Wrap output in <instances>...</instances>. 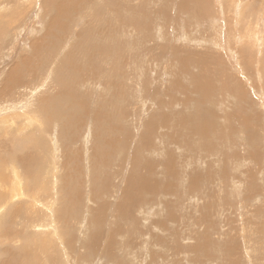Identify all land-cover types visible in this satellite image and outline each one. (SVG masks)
Masks as SVG:
<instances>
[{
	"label": "rangeland",
	"instance_id": "374dc122",
	"mask_svg": "<svg viewBox=\"0 0 264 264\" xmlns=\"http://www.w3.org/2000/svg\"><path fill=\"white\" fill-rule=\"evenodd\" d=\"M33 1L40 5L37 29L26 24L16 33L5 31L0 40V87L13 66L29 54L32 42L41 39V68L50 63L48 57L58 54L55 61L60 72L72 68V77L78 72L72 86L83 95L82 109L95 107L101 113L88 109L92 115L75 114L74 124L66 128L74 130L76 141L59 124L45 130L44 151L47 148L50 161L54 157L57 161L59 185L64 174L68 178L63 166L66 156L67 160L73 157L76 166L71 197H76L79 186L76 212L81 223H73L68 244L74 252L68 251L71 256L65 264H264V0H199L198 4L184 0H86L87 6L86 2L70 4L60 12L46 7L43 0ZM31 4L24 7L22 21L34 14L36 6ZM240 6L244 8L241 14ZM11 7L9 4L7 10ZM90 32L93 37L82 36ZM101 42L116 48L99 50L96 45ZM80 67L87 71L79 72ZM48 77L43 75L45 81L41 79L38 92L32 90L33 97L53 92L56 85ZM208 80L210 89L204 99L212 98L214 118L224 126L222 133L226 130L218 139L208 130L201 137L190 126L189 134L180 130L189 125L196 109L207 105L205 100L194 102L201 93L192 84L204 85ZM225 88L235 94L227 96L230 93ZM23 106L7 114L17 113L21 119ZM7 114L0 112V117ZM166 114L171 118H164L165 125L147 128L149 121ZM111 126L116 128L114 134ZM154 133H164L162 142ZM110 134L123 140L125 157L127 152L139 155L134 161L136 170L131 158L124 161L113 151L108 157L95 148L104 164L97 167L92 157L94 145L108 137L105 150L112 149L108 141L115 138ZM17 135L14 128L12 132L1 128L0 144L3 140L10 143ZM96 169L97 175H106L109 187L104 184L107 194L95 201L92 188L97 181L91 172ZM129 177L135 187L127 213L120 209L115 213V201L126 196ZM138 182L151 187L139 193ZM97 207L100 223L89 221ZM11 227L15 233L28 232L26 227L21 230L19 225L10 224L5 214L0 223V236L6 237L0 241V264H30V258L23 261L22 255L18 256L26 248L24 239L7 237ZM91 245L97 249H90ZM27 250L30 255L43 256L37 245ZM47 253L59 258L51 247ZM81 254H85L84 259H79ZM105 254L109 261L99 260L107 257ZM61 256L55 264L63 261Z\"/></svg>",
	"mask_w": 264,
	"mask_h": 264
},
{
	"label": "bare ground",
	"instance_id": "6f19581e",
	"mask_svg": "<svg viewBox=\"0 0 264 264\" xmlns=\"http://www.w3.org/2000/svg\"><path fill=\"white\" fill-rule=\"evenodd\" d=\"M184 1L185 2L193 1L196 4L199 3V0H184ZM184 1L181 2L182 6L184 4ZM10 2H12V3H10ZM23 2H25V0H0V40L6 34V33H4L5 31L9 30L10 32L16 33L18 31H20L22 26H23L22 28H24V26L26 24H29V26H28L29 28L33 27L34 31L37 29L35 23L37 22L36 16L38 15V12L40 10L39 9V6H40L39 2L36 4V2H34L33 0H26V2H28V4L32 3L30 6H36V8L34 9V14L31 17H29L30 15L28 16L29 19L28 18L26 19L24 17V20L22 21L21 18H22V14L24 12V7L28 5L25 3V6H24ZM43 2L46 5V7L57 9L59 12L61 10L64 11L65 8L70 4H76V5L80 4L81 5L82 3H85V2H86V6L89 4L86 0H43ZM233 2H235V1H233ZM8 3L12 4V7L10 8V10H7L9 7ZM13 6H14V8H13ZM104 7L106 8L105 5H104ZM243 9L244 8H242V6H240V10H239L240 14L243 12ZM88 14L90 15V12H88L87 15ZM251 15H254V14H251ZM7 16H10V17H7ZM4 18H6V19H4ZM30 18H32V19H30ZM20 20H21V22H19ZM50 24H52V23H50ZM26 33H27V30H26ZM9 34H11V36H12V33H9ZM82 36L88 38L91 36V32L90 33H83ZM91 37H93V36H91ZM11 43H12V40H11ZM91 44H93V43H91ZM4 45H7V44L5 43ZM0 47H1V45H0ZM96 48L99 50H108V49H115L116 47L111 45L108 42H101L98 45H96ZM39 49H43L42 40L41 39H35V41L32 42L31 51L29 52V54L25 55L21 59L20 62L16 63V65L13 66V68L11 69V72L9 73V75L6 76V78H4V81L0 87V112H2V114H5V113L7 114L8 113L7 111H10V110L13 112V110L17 106H20V109H21V105H23V104L25 105L23 107H25V109H26V110L25 109L22 110L23 113L21 114V116H22L21 119H17V116H16L17 113L15 115L10 116L11 112L9 114H7L9 116H3V118H1L2 116L0 117L1 118L0 119V123H1L0 124V130H1V128H7L8 127L11 132L13 131V128L15 131L19 132V135L13 137V139L11 140L10 143L6 140H3L0 144V223L2 221H4L5 214H8V221L10 222V224L19 225L21 230H24L25 227L27 228L28 232L23 231L22 233H15L12 230V227L9 228L10 231L7 232V235H8L7 237L12 238L14 236H18V237H21L24 239L26 248L22 252H18V256L22 255L21 257L24 259L23 261H26L30 258V260H29L30 264H40L41 260H43L42 261L43 264H55V262L57 260H61L60 255H62L61 257L63 258V261H61L60 264H65V262H66L65 259L67 257L71 256V254H70L71 252H68V251L70 250V251L74 252L73 250H71L72 248H71V246H69L70 244H68L70 242L71 238L73 237V233L71 232V229L74 227L73 223L74 222L79 223L81 221V216L79 215V217H80L79 218L77 216V212H76L77 211L76 199H77V196L79 193V186H78V188L76 186V188H77L76 197L75 198L71 197V195H72V191H71L72 183L75 181L73 172L75 171L76 166H74L73 157H70L67 160L65 154H64L65 160L63 161V166L64 165L66 166L65 172L68 175V178L64 174V176H62L63 177L62 183H60V185H59L58 182L60 181V178H58V176L56 175V173H57L56 171L58 170V169L56 170L57 161H56L55 157H54V159H52L50 161L47 148L44 151V147L46 146V142L44 139V136L46 134L45 130L47 128L49 129V127L52 124H59V125H61L60 127L65 129V131L66 130L70 131L71 132L70 134H71L72 138L74 139L76 133L74 132L73 129H68L66 127L74 124L75 114L76 113H79V114L86 113L88 115L89 114L92 115V113H90V111L88 109L96 110L99 113H100V111L97 110L95 107H86L87 109H82L81 103L84 100V98L82 97L83 95L79 91H74L73 86H72V82L76 81L78 78V74H77L78 72L73 73V77L71 76L72 68H66V70H67L66 73L60 72L56 68V66H57L56 62L57 61H55L58 54H54L53 57H48V60L50 61V63L46 67H44L43 69L41 68L43 63H42V57L39 54ZM53 49H54V51H56V47H53ZM116 50H117L118 55H120L122 57L123 53L119 49H116ZM2 60H3V58H2ZM167 66H169V65H167ZM2 67H3V65H2ZM78 71L79 72L87 71V68L86 67H80L78 69ZM46 74H47V76L49 75L48 78L51 79V84L54 83V85H56L55 88L52 90L53 92L44 93L43 95H41L39 97H33L34 93L32 92V90L33 91L35 90L34 92L39 91V89L43 85V83L41 82V79L44 80L43 75L45 77ZM38 79L40 81H38ZM45 79L47 80V78H45ZM97 84H99V83H97ZM210 84L211 83L209 80L204 85H200L198 83H195V85L192 84L193 88H197L198 93L199 92L201 93V95L199 96L200 98L198 99V97H197L194 100V102L200 101V100H205L207 102V105H206L205 109H203V108L202 109H196V112L191 114V117H190V120L188 123L189 125L184 124L183 126H181L180 130L183 131L184 133L189 134V133H187L188 132L187 127L190 126V129L196 130L198 134L201 133L200 137L205 135L204 132L208 130L209 131L208 133L212 134L214 138L215 137L220 138V135L222 133V130L224 129V126L220 123H217V120H215V118H214V113H213V109L211 106L212 98L209 99L210 96H208L207 99H204V96L206 98V95L208 93L207 91H209V89H210ZM229 89H231V88H229ZM225 90H226V93H228V92L230 93L227 96L235 94V93L232 94V92L226 88H225ZM222 99H224V98L222 97ZM21 103H23V104H21ZM160 104H162V103H160ZM100 109H102V108H100ZM16 110H14V112ZM233 112H237V111L235 110V111H232V113ZM100 115H101V113H100ZM120 115H118V116H120ZM164 118L170 119L171 117H170V115H168V117H167V114L165 116L161 115L159 118L155 119L156 120L155 122L149 121L147 123V128L148 129H155V128H157V125H158V127L160 126L159 124L165 125V121H164L165 119ZM182 118H184V117H182ZM241 120H243V119H241ZM180 123H183V122H180ZM160 128H162V126ZM173 128H175V127H173ZM115 129H116L115 126L110 127V131L112 134H114ZM178 129H177V131H180ZM53 130H55V129L52 128L51 131H53ZM97 130H99V129H97ZM225 132H226V130L223 133H225ZM86 133L84 132V135ZM112 134H110V136ZM154 134H155L156 138L157 137L159 138V142H162V137H163L164 133H162V134L154 133ZM177 134L181 135L180 133H177ZM177 134H176V136H177ZM54 135L57 138L56 134H54ZM66 135H68L67 132H66ZM176 136H174V137H176ZM223 136H227V135L224 134ZM113 138H115V136H113ZM0 139H1V137H0ZM59 139H57V140H59ZM63 140H62V142H63ZM107 140H108V137H106L105 139H102V143L98 142V144L94 145L92 157L95 158V160L97 161V163H98L97 167L100 168V166H103L104 164L102 161L100 162L98 160V157H97L98 154H97V150L95 151V148L98 150H101L102 152L105 151V153L108 157L109 156L111 157L110 152L113 151V152H115V154L118 155V158L124 159V161H126L127 158H131L132 163H133L132 167L134 169L136 167V163H137V162L135 163L134 161H137V159H138L137 157H139V155L136 156L135 151H134L133 153L131 152V154L129 152H127L129 154V156L125 157L127 150H125L124 144L122 143L123 140L121 139L120 136L116 137L115 139L111 138L108 141V143L113 148L110 150H105V143L107 142ZM253 140H255V136H253ZM74 141H76V140L74 139ZM219 141H221V139ZM208 142H210V141H208ZM54 143H55V140H54ZM200 144L201 143L199 142L198 145H200ZM229 144H230V142H229ZM48 145L51 146V144H48ZM207 147L208 148H206V149L208 150L210 147H209V145H207ZM31 149H33L35 153L33 151H31ZM64 149H65V147H64ZM151 149L155 150V151L161 150L159 148L155 149L152 146H151ZM199 149L203 151V148L201 146L199 147ZM212 149H211V151H212ZM43 151H44V153H43ZM209 151H210V149H209ZM99 155L101 156L102 159L105 158L102 153H99ZM84 159H85V157H84ZM154 160H155V158H154ZM157 160H158V158H157ZM148 166H151V164ZM144 167H146V166L144 165ZM116 168H117V166H116ZM207 168H208V166H207ZM136 169H134V170H136ZM97 170L98 169L91 172L92 177H93L92 179L97 181L96 185L93 186V188H92L94 190L95 195H96V196L94 195L95 201L99 200L103 194H107L105 187H104V184H106L107 187H109V183L107 182L106 175L104 176L103 173H102V175H97L99 172ZM177 170H178V168H177ZM196 170H199V169H196ZM199 171H201V169ZM214 171H215V169H214ZM76 172H77V170H76ZM119 172H121L120 169H119ZM150 173H151V171L149 172V174ZM261 173H263V172H261ZM118 174L119 173L117 172V175ZM206 174H207V172H206ZM207 175H209V174H207ZM215 175H216V173H215ZM176 176H177V173H176ZM130 177H129V180L127 181V185H126V189H125V195L126 196H124V199L121 202H120L121 199L118 196L119 193L117 194V196H118L117 200H118V198H119V200H118V202L116 200L115 201L116 203L114 204L115 205V207H114L115 213L118 212V209L122 210L124 213L125 212L127 213L126 210L129 207L130 197L132 196V193H133L134 187H135V183L130 180V179H132ZM143 178H146V177H141V179H143ZM222 178H224V177H222ZM194 180H196V179H194ZM100 185L102 188H100ZM147 185L143 184L141 182H138L139 193L141 192V190L148 189L149 186L151 187V185H148V186ZM57 188H58V190H57L58 192L60 190V192L58 193V194H60V197H58V198H56V196H55V194H57V191H55ZM91 192H92V190H91ZM154 192L157 193L156 190ZM139 193H138V195H139ZM91 195H92V193H91ZM91 195L88 194L89 197ZM148 196H150V195H148ZM57 199L59 200L58 204L56 203ZM55 203L57 205H55ZM103 204H105V203H103ZM105 205H106V207H108L107 205H109V204L106 203ZM143 208H145L144 205H143ZM98 209L100 210V208H98V207H97V209L95 208L92 210L91 213H93V214L95 213V215H91L89 218V221H92L94 223H96V222L100 223V220L96 216V212ZM112 209H113V206H112ZM102 210L100 211L101 214L103 212ZM93 211H95V212H93ZM118 217H119V215H118ZM100 219H101V217H100ZM86 224H87V222H86ZM134 226H135V224H134ZM80 227H81V225H80ZM90 227H91V224H89L88 229ZM135 227H137V226H135ZM5 229L7 230L8 228H5ZM141 231H143V230H141ZM4 233L5 232H3V234ZM98 233H99V231H98ZM141 233H143V232H141ZM92 236H93V233H92L91 237ZM1 237H5V235L0 236V241L3 240ZM93 238H94V236H93ZM93 238H92V242H95V239H93ZM100 240H101V238H100ZM31 245H37L40 248V253H42V255H43L42 258H39V256L37 254L30 255V252L27 249ZM80 246H81V244L79 245V247ZM50 247L53 248V250L59 254L58 259H56L54 257H50L48 255L47 250ZM86 247H85V245H82L83 249ZM89 247H90V249H92L94 251L97 249V247L95 248V246H93V245H91ZM67 252L69 253L68 254L69 256H67ZM86 252H89V250ZM105 255L107 257H101L99 260H101V259H103L104 261L108 260L109 256L107 254H105ZM84 256H85V254L82 255L79 259H84ZM246 257H248V255ZM3 259H5V258H3ZM15 259H17V258H15ZM125 259H127V258H125ZM132 262H133V260H132ZM9 263H10V261H9ZM10 264H12V262ZM24 264H26V263H24ZM251 264H252V262H251Z\"/></svg>",
	"mask_w": 264,
	"mask_h": 264
}]
</instances>
